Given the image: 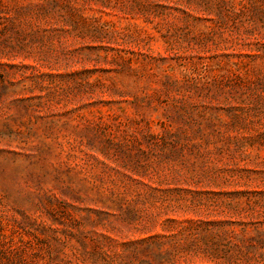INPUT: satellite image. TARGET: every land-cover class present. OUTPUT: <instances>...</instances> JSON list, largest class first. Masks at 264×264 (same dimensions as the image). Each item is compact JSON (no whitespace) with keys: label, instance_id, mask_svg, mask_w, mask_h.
Instances as JSON below:
<instances>
[{"label":"rangeland","instance_id":"obj_1","mask_svg":"<svg viewBox=\"0 0 264 264\" xmlns=\"http://www.w3.org/2000/svg\"><path fill=\"white\" fill-rule=\"evenodd\" d=\"M0 264H264V0H0Z\"/></svg>","mask_w":264,"mask_h":264}]
</instances>
